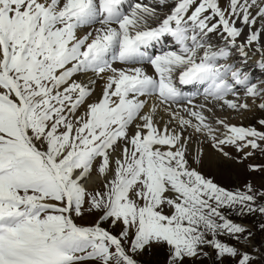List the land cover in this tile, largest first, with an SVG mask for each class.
<instances>
[{
	"label": "snow or ice",
	"instance_id": "6c2138e0",
	"mask_svg": "<svg viewBox=\"0 0 264 264\" xmlns=\"http://www.w3.org/2000/svg\"><path fill=\"white\" fill-rule=\"evenodd\" d=\"M257 155L264 0H0V264H264Z\"/></svg>",
	"mask_w": 264,
	"mask_h": 264
},
{
	"label": "rangeland",
	"instance_id": "374dc122",
	"mask_svg": "<svg viewBox=\"0 0 264 264\" xmlns=\"http://www.w3.org/2000/svg\"><path fill=\"white\" fill-rule=\"evenodd\" d=\"M259 78V77H258ZM246 114L247 116L244 118V119H241V121L239 120V124L240 125L241 123L245 126L253 123V116L255 115H258L256 113H252V112H247V113H244ZM238 117V116H237ZM241 117H243L241 115ZM251 120V121H250ZM245 121H248L247 123ZM250 121V122H249ZM245 123V124H244ZM247 163H264V157H260L259 155H257L255 158H253L251 161H246L245 164ZM242 171V166H241V169H238L236 172H234L232 175H231V179H226L224 181H222V183L224 184V186H227V187H235V184L237 183H242V180H239L238 177H237V172H240ZM250 181H254L256 182L257 184L261 183V180H260V177L258 174H252L251 177H250ZM232 219H238L237 217H235L234 215L231 216Z\"/></svg>",
	"mask_w": 264,
	"mask_h": 264
},
{
	"label": "bare ground",
	"instance_id": "6f19581e",
	"mask_svg": "<svg viewBox=\"0 0 264 264\" xmlns=\"http://www.w3.org/2000/svg\"><path fill=\"white\" fill-rule=\"evenodd\" d=\"M148 1V0H147ZM149 71H151L150 69H149ZM197 101L199 102V103H204L205 101L203 100V97L201 96L200 98H197ZM217 115L218 116H223V117H225V118H230V123H233V124H239V120L241 121V119H244L247 115L246 114H243L242 116L243 117H241V115H238V114H236V113H234V112H223V111H219V110H217ZM238 116V117H237ZM254 117V116H253ZM253 119V118H252ZM251 121V120H250ZM249 121V122H250ZM246 123L248 122V121H245ZM242 124V123H241ZM245 124V123H244Z\"/></svg>",
	"mask_w": 264,
	"mask_h": 264
}]
</instances>
